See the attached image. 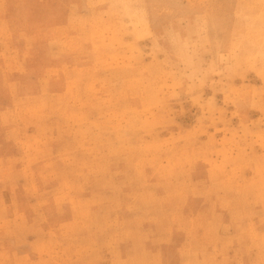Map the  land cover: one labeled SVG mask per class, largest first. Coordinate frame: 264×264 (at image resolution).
<instances>
[{"label":"rangeland","instance_id":"1","mask_svg":"<svg viewBox=\"0 0 264 264\" xmlns=\"http://www.w3.org/2000/svg\"><path fill=\"white\" fill-rule=\"evenodd\" d=\"M0 264H264V0H0Z\"/></svg>","mask_w":264,"mask_h":264}]
</instances>
